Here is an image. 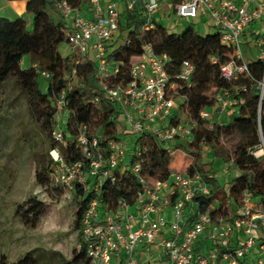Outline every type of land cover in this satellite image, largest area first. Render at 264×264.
<instances>
[{
	"label": "built area",
	"instance_id": "1",
	"mask_svg": "<svg viewBox=\"0 0 264 264\" xmlns=\"http://www.w3.org/2000/svg\"><path fill=\"white\" fill-rule=\"evenodd\" d=\"M161 5L162 0H90L85 7L73 6L67 0L56 3L65 24L68 52L77 56L76 67L69 74L70 88L77 80L78 65L87 58L92 60L108 99L121 109L124 131L120 135L126 132L136 137L108 140L104 147L101 134H89L88 125H83L76 139L81 159L67 162L58 147L51 148V181L66 201H73L79 188L96 191L104 181H114L120 165L123 170L130 169L141 184L134 203L121 198L115 207L108 208L98 198L89 202L81 221L78 249L86 248L89 264H264V207L251 191L242 193L234 211L227 206V215L214 214L218 208L215 202L194 216V198L210 192L200 173H192L187 165L163 180H147L141 174L139 157L146 149L137 143L139 137L155 135L169 144L166 150L173 155L177 151L173 150L174 142H192L199 124L198 118L190 117L181 106L186 97L180 91L190 86L195 71L189 60H184L172 76L168 73L169 55L158 54L146 44L131 66L130 80L114 85L106 82L119 70L108 60L107 46L119 34L123 12L141 13L142 27L148 30L159 22L156 14ZM171 9L181 19L200 15L212 19L221 43L233 51L221 66L227 80L251 76L250 59L245 58L242 44L248 51L257 49V56L264 61V0H174ZM38 72L44 79L51 76L45 69ZM258 89L262 102L264 71ZM215 99V110L203 109L199 118L212 121L237 103L228 91H218ZM66 103L64 90L57 101L58 124L52 132L58 143L64 142L61 125ZM250 153L256 158L263 156L264 141ZM206 157L210 158L209 152ZM232 165V161L226 164L225 173Z\"/></svg>",
	"mask_w": 264,
	"mask_h": 264
},
{
	"label": "trees",
	"instance_id": "2",
	"mask_svg": "<svg viewBox=\"0 0 264 264\" xmlns=\"http://www.w3.org/2000/svg\"><path fill=\"white\" fill-rule=\"evenodd\" d=\"M26 1L27 10L33 15L31 27L22 17L14 20L0 18V82L10 78L15 80L26 97L31 116L34 118L37 113H43L51 133V148L58 147L67 162H74L82 158L76 144L82 126L88 125L89 134H101V144L106 147L108 140L121 139L120 132L124 130L120 121L122 112L118 105L108 99L102 81L96 76V65L89 58L78 65L77 80L70 88L69 74L76 67L77 56L69 52L64 55L60 51V46L66 43V31L56 7L59 0ZM67 1L76 7H85L90 2ZM122 16L119 34L107 46V58L118 65L119 70L106 80L107 84L125 83L131 79V66L146 44H151L158 54L169 55L168 73L172 76L179 72L184 60H189L195 66L190 86L181 90L180 94L186 97L181 104L182 109L190 117L198 118L199 124L192 142L175 141L173 145V150H181L190 157L189 170L200 173L210 186L209 194L194 198L197 202L194 216L206 211L215 202L218 208L214 214L227 215V206L234 211L245 190L251 191L260 206L264 207V155L256 158L250 153L251 148L264 141V99L260 101L258 89L264 61L260 57L250 59V77L227 80L222 76L221 66L230 59L233 51L221 43L217 30L202 34L195 24H190L181 32H170L161 22L145 30L141 13L124 11ZM212 57L216 58L215 62ZM23 61L25 66L22 65ZM38 69L49 71L50 78H42ZM64 90L67 101L64 110L69 114L61 125L64 142L58 143L52 132L58 124L57 101ZM218 91H228L236 100V105L225 113L222 120L218 116L212 121L199 118L201 110H215ZM181 113L182 110L178 111L177 116ZM236 136L239 140L232 149L227 141H232ZM137 143L143 150L146 149L139 157L141 174L147 180L169 178L172 173V154L166 150L169 144L153 134L139 137ZM207 152L214 160L206 158ZM215 160L225 164L232 161L237 174H230L227 181H222L216 175ZM52 169L50 160L37 172V182L51 186ZM140 188L141 184L132 171L123 170L120 165L115 169V180L104 181L100 189H77L74 195L77 202L74 224L78 243L82 242V217L92 199L98 198L108 208H113L121 198L134 203ZM46 210L47 205L43 201L30 197L16 212L27 226L35 228ZM59 256L56 252L40 253L33 249L13 262L2 254L0 264H89L84 246L75 248L70 259Z\"/></svg>",
	"mask_w": 264,
	"mask_h": 264
},
{
	"label": "rangeland",
	"instance_id": "3",
	"mask_svg": "<svg viewBox=\"0 0 264 264\" xmlns=\"http://www.w3.org/2000/svg\"><path fill=\"white\" fill-rule=\"evenodd\" d=\"M169 2H163L166 7L162 17L170 32H181L188 25L197 24L194 19H179L172 14ZM242 50L248 51L246 44H242ZM60 51L64 55L68 53L66 43L60 46ZM68 114L66 111L64 116ZM218 117L222 120L225 115ZM44 119L41 112L34 118L31 116L26 97L13 78L0 82V255H7L10 262L33 249L40 253L56 252L70 259L79 244L74 224L76 201H66L53 184L41 185L36 179L37 172L51 160V133ZM124 134L121 135L124 140L136 137ZM238 140L236 136L227 142L233 149ZM190 163V157L177 150L172 155L170 169L177 171ZM215 163L217 177L227 181L230 173H225L226 164L218 160ZM232 171L233 167L229 172ZM30 197L47 205L35 228L27 226L16 212Z\"/></svg>",
	"mask_w": 264,
	"mask_h": 264
},
{
	"label": "crops",
	"instance_id": "4",
	"mask_svg": "<svg viewBox=\"0 0 264 264\" xmlns=\"http://www.w3.org/2000/svg\"><path fill=\"white\" fill-rule=\"evenodd\" d=\"M169 6H170V12L174 14L173 10L171 9V4L174 2V0H169ZM164 0H162V5L160 10L158 11L157 18L159 19V22L164 24V17H162V10L166 6L163 4ZM166 2V1H165ZM176 16V14H175ZM18 17H22L26 20L27 24L29 27L32 26V19L33 15L27 10V1L26 0H16V1H11V0H0V18H8L10 20H14ZM179 18V17H178ZM181 19V18H179ZM194 22L197 23L195 24L197 29L202 33V34H208L216 29L213 26V21L210 19L208 16L200 15L198 18L194 19ZM165 26V24H164ZM249 35H247V39H249ZM245 54L246 59H253L257 56V51H243ZM231 169V168H230ZM232 175L237 174V171L234 169L232 172H228Z\"/></svg>",
	"mask_w": 264,
	"mask_h": 264
},
{
	"label": "bare ground",
	"instance_id": "5",
	"mask_svg": "<svg viewBox=\"0 0 264 264\" xmlns=\"http://www.w3.org/2000/svg\"><path fill=\"white\" fill-rule=\"evenodd\" d=\"M260 153H262V151Z\"/></svg>",
	"mask_w": 264,
	"mask_h": 264
}]
</instances>
